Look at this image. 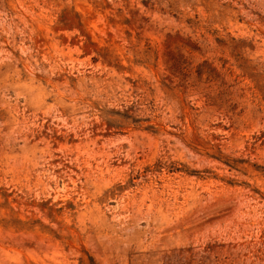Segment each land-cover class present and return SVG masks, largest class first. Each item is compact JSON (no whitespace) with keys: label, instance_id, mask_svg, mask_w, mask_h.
I'll use <instances>...</instances> for the list:
<instances>
[{"label":"rangeland","instance_id":"rangeland-1","mask_svg":"<svg viewBox=\"0 0 264 264\" xmlns=\"http://www.w3.org/2000/svg\"><path fill=\"white\" fill-rule=\"evenodd\" d=\"M0 264H264V0H0Z\"/></svg>","mask_w":264,"mask_h":264}]
</instances>
